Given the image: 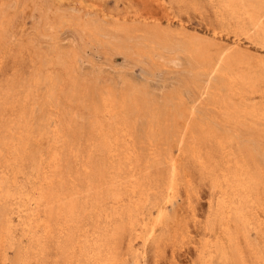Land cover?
<instances>
[{
	"label": "rangeland",
	"instance_id": "374dc122",
	"mask_svg": "<svg viewBox=\"0 0 264 264\" xmlns=\"http://www.w3.org/2000/svg\"><path fill=\"white\" fill-rule=\"evenodd\" d=\"M247 1L0 0V264H264V0Z\"/></svg>",
	"mask_w": 264,
	"mask_h": 264
},
{
	"label": "bare ground",
	"instance_id": "6f19581e",
	"mask_svg": "<svg viewBox=\"0 0 264 264\" xmlns=\"http://www.w3.org/2000/svg\"><path fill=\"white\" fill-rule=\"evenodd\" d=\"M235 1H238V0H235ZM248 1H249V0H248ZM248 1H247V2H248ZM220 2H221V1H220ZM231 2H232V1H231ZM245 2H246V1H245ZM252 2H253V1H252ZM261 2H262V1H261ZM263 2H264V1H263ZM263 2H262V4H263ZM222 3H223V2H222ZM234 3H235V2H234ZM250 3H251V1H250ZM223 4H224V3H223ZM252 4H254V2H253ZM234 5H235V4H234ZM230 6H231V5H230ZM251 6H252V5H251ZM232 7H234V6H232ZM253 7H254V6H253ZM253 7H251V8L253 9ZM249 8H250V5H249ZM251 8H250V10H252ZM254 8H255V7H254ZM220 10H221V9H220ZM247 10H248V8H247L245 11H247ZM261 11L263 12V10H261ZM247 12H250V11H247ZM262 12H260V13H262ZM243 14H244V13H243ZM249 15H251V14H249ZM256 15H257V14H256ZM221 16H222V15H221ZM251 16H253V15H251ZM251 16H250V17H251ZM257 16H259V14H258ZM262 16H263V15H262ZM242 18H243V17H242ZM245 19H247V18L245 17ZM254 19H255V17H254ZM250 20H251V19H250ZM252 21H253V20H252ZM248 22H249V21H248ZM258 24H259V23H258ZM262 26H263V25H262ZM159 34H160V33H159ZM237 36H238V33H237ZM153 37H154V36H153ZM170 44H171V43H170ZM173 46H174V45H173ZM173 46H172V47H173ZM174 47H175V46H174ZM222 48H223V47H222ZM225 49H226V48L224 47V50H225ZM153 51H154V50H153ZM169 51H170V50H169ZM169 51H168V52H169ZM171 51H172V50H171ZM195 51H196V50H195ZM198 51H199V50H198ZM227 51H228V49H227ZM147 52H148V51H147ZM172 52H173V51H172ZM190 53H191V52H190ZM220 54H221V52H220ZM222 54H223V53H222ZM227 55H228V54H227ZM165 56H166V55H165ZM171 56H172V55H170V57H171ZM174 56H176V55H174ZM179 56H180V55H179ZM179 56H178V57H179ZM185 57H186V56H185ZM188 57H189V56H188ZM217 57H218V56H217ZM225 57H226V56H225ZM226 58H227V57H226ZM201 59H202V58H201ZM218 59H219V58H218ZM152 60H153V59H152ZM173 60H174V59H173ZM175 60H176V58H175ZM195 60H197V58H195ZM219 61H220V59H219ZM226 62H227V61H226ZM174 63H175V62H174ZM178 63L180 64V62H178ZM186 63H187V62H186ZM218 63H219V62H218ZM188 64H190V63H188ZM219 65H220V64H219ZM232 70H233V69H232ZM229 71H230V70H229ZM235 71H236V70H235ZM211 73H212V71H211ZM236 73H237V72H236ZM232 74H233V72H232ZM230 77H231V75H230ZM230 77H229V78H230ZM207 78H208V77H207ZM192 79H193V78H192ZM196 79H197V78H196ZM253 79H254V78H253ZM250 81H251V80H250ZM253 81H254V80H253ZM254 82H255V81H254ZM254 82H253V83H254ZM192 83H193V81H192ZM196 83H197V82H196ZM204 92H205V89H204ZM200 93H201V92H200ZM260 95H261V94H260ZM169 96H171V95H169ZM165 99H166V98H165ZM169 99H170V97H169ZM169 99H168V100H169ZM165 101H167V100H165ZM231 110H232V109H231ZM244 110H245V107H244ZM232 111H233V110H232ZM232 111H231V112H232ZM166 112H167V111H166ZM231 112H230V113H231ZM189 113H190V112H189ZM156 115H157V114H156ZM165 115H166V113H165ZM191 115H192V114H191ZM157 116H158V115H157ZM166 116H167V115H166ZM259 117H260V116H259ZM160 118H161V117L159 116V119H160ZM196 118H197V117H196ZM20 119H21V117H20ZM159 119H158V120H159ZM161 119H162V118H161ZM166 119H167V117H166ZM198 119H199V118H198ZM23 120H24V117H23ZM23 120H22V121H23ZM152 120H153V119H152ZM167 120H168V119H167ZM199 120H201V119H199ZM245 120H246V118H245ZM255 120H257V119H255ZM20 121H21V120H20ZM161 121H162V120H161ZM169 121H170V120H169ZM242 121H243V120H242ZM249 121H250V120H249ZM252 121H253V119H252ZM258 121H259V119H258ZM170 122H171V121H170ZM239 122H240V121H239ZM245 122H248V121H245ZM253 122L255 123V121H253ZM261 122H262V121H261ZM25 123H27V122H25ZM29 123H30V121H29ZM171 123H172V122H171ZM171 123H170V124H171ZM200 123H201V122H200ZM242 123H243V122H242ZM250 123H251V121H250ZM263 123H264V122L261 123L262 126L264 125ZM18 124H19V123H18ZM21 124H22V123H21ZM99 124H100V123H99ZM237 124H238V127H239V123H237ZM257 124H259V123L257 122ZM261 124H259V125H261ZM28 125H30V124H28ZM28 125H27V126H28ZM234 125H236V124H234ZM242 125H243V124H242ZM247 125H248V123H247ZM247 125H246V127H247ZM254 125H256V124H254ZM21 126H22V125H21ZM27 126H26V127H27ZM30 126H31V125H30ZM30 126H29V128H30ZM170 126H171V125H170ZM243 126H245V123H244ZM248 126H250V125H248ZM16 127H17V126H16ZM23 127H25V126H23ZM159 127H160V126H159ZM235 127H236V126H235ZM241 127H242V126L240 125V128H241ZM14 128H15V127H14ZM46 128H47V127H46ZM51 128H52V127H51ZM57 128H58V127H57ZM232 128H234V127H232ZM244 128H245V127H244ZM244 128H243V129H244ZM247 128L249 129V127H247ZM11 129H12V128H11ZM20 129H21V128H20ZM20 129H19V130H20ZM23 129H24V128H23ZM32 129H33V128H32ZM37 129H38V128H37ZM158 129H159V128H158ZM236 129H237V128H236ZM245 129H246V128H245ZM245 129H244V130H245ZM24 130H25V129H24ZM45 130H46V129H45ZM163 130H164V129H163ZM241 130H242V128H241ZM249 130H250V129H249ZM257 130H258V129H257ZM13 131L16 132L15 129H13ZM26 131H27V130H26ZM36 131H37V130H36ZM48 131H49V130H48ZM232 131H233V130H232ZM232 131H231V132H232ZM247 131H248V130H246V132L244 131L245 134H247ZM259 131H260V130H259ZM262 131H263V129H262ZM21 132H22V130H21ZM27 132H28V131H27ZM34 132H35V130L33 131V133H34ZM42 132H43V131H42ZM42 132H41V133H42ZM44 132H45V131H44ZM57 132H58V131H57ZM248 132H249V131H248ZM251 132H253V131H251ZM251 132H250V133H251ZM11 133H12V132H11ZM13 133H14V132H13ZM28 133H29V132H28ZM28 133H27L28 136H30V135L33 134V133H32V134L29 135ZM35 133H36V132H35ZM41 133H40V134H41ZM53 133H54V132H53ZM225 133H226V132H225ZM227 133H229V132H227ZM250 133H249V134H250ZM261 133H262V132H261ZM17 134H18V133H17ZM17 134H16V135H17ZM20 134H21V133H20ZM24 134H25V133H24ZM65 134H66V132H65ZM242 134H243V133H242ZM245 134H244V135H245ZM252 134H253V133H252ZM262 134H263V133H262ZM14 135H15V134H14ZM22 135H23V134H22ZM22 135H21V137H22ZM36 135H37V134H36ZM159 135H160V134H159ZM225 135H226V134H225ZM227 135H228V134H227ZM254 135H255V138H257L256 136H257L258 134L256 133V134H254ZM28 136H25V137L27 138ZM40 136H41V135H40ZM66 136H67V135H66ZM160 136H161V135H160ZM249 136H250V135H249ZM258 136H259V135H258ZM31 137H32V136H31ZM35 137H36V136H35ZM35 137H34L33 140H35ZM228 137H229V135H228ZM244 137H245V136H244ZM247 137H248V136H247ZM250 137H251V136H250ZM260 137H261V136H260ZM18 138H20V137H18ZM32 138H33V137H32ZM36 138H37V137H36ZM231 138H232V136H231ZM242 138H243V137H242ZM253 138H254V137H253ZM28 139H30V138H28ZM39 139H41V138L39 137ZM55 139H56V138H55ZM59 139H60V138H59ZM158 139H159V138H158ZM227 139H228V138H227ZM257 139H258V138H257ZM30 140H31V139H30ZM33 140H31V141H33ZM228 140H229V139H228ZM248 140H249V139H248ZM16 141H17V140H16ZM37 141H38V140H37ZM56 141H58V140H56ZM56 141H55V142H56ZM34 142H35V141H34ZM252 142H253V141H252ZM257 142H258V141H257ZM19 143H20V141H19ZM22 143H23V142H22ZM25 143H26V142H25ZM51 143H52V142H51ZM246 143L249 144L248 142H246ZM20 144H21V143H20ZM247 144H246V145H247ZM258 144H259V142H258ZM21 145H22V144H21ZM259 145H260V144H259ZM23 146H25V145H23ZM242 146H243V145H242ZM248 146H249V145H248ZM21 147H22V146H20V148H21ZM236 147H237V146H236ZM256 147H258V145H257ZM18 148H19V146H18ZM23 148H24V147H23ZM28 148H29V147H28ZM243 148H244V147H243ZM245 148H247V146H245ZM248 148H249V147H248ZM250 148H251V147H250ZM29 149H31V148H29ZM252 149H253V147H252ZM262 149H264V148H262ZM21 150H22V148H21ZM234 150H235V149H234V147H233V151H234ZM235 151H236V150H235ZM240 151L243 152L244 150L241 148ZM247 151H250V150H246V149H245V152H246V153H249V152H247ZM254 151H255V150H254ZM263 151H264V150H263ZM0 152H2V151H0ZM6 152H7V150H6ZM11 152H12V151H11ZM25 152H26V151H25ZM53 152H54V151H53ZM192 152H193V151H192ZM237 152H238V151H237ZM251 152H252V151H250V153H251ZM260 152H262V151H260ZM26 153H27V152H26ZM246 153H245V154H246ZM250 153H249V154H250ZM256 153H257V151H256ZM5 154H6V153H5ZM22 154H23V153H22ZM195 154H196V153H195ZM206 154H207V153H206ZM235 154H236V153H235ZM235 154H234V155H235ZM240 154H241V153H240ZM249 154H248V155H249ZM260 154H261V153H260ZM6 155H7V154H6ZM234 155H233V156H234ZM237 155H238V154H237ZM237 155H236V156H237ZM242 155H243V154H242ZM242 155H241V156H242ZM252 155H253V154H252ZM257 155H258V154H257ZM263 155H264V154H263ZM3 157H5V156H3ZM19 157H20V156H19ZM39 157H40V156H39ZM243 157H244V156H243ZM245 157H246V156H245ZM257 157H259V156H257ZM17 158H18V157H17ZM234 158H235V156H234ZM248 158H249V156L247 157V159H248ZM6 159H7V158H5V160H6ZM8 159H9V158H8ZM235 159H236V158H235ZM238 159H239V158H238ZM247 159H245V160H247ZM249 159H250V158H249ZM263 159H264V158H263ZM2 160H4V159H2ZM2 160H1V161H2ZM11 160H13V159H11ZM20 161H21V160H20ZM229 161H230V160H229ZM251 161H253V160H251ZM262 161H263V160H262ZM262 161H261V162H262ZM4 162H5V161H4ZM37 162H38V161H37ZM37 162H36V163H37ZM234 162H236V161L234 160ZM234 162H233V163H234ZM1 163H2V162H1ZM1 163H0V164H1ZM233 163H232V164H233ZM249 163H250V161H249ZM257 163H258V162H257ZM262 163H263V162H262ZM262 163H261V164H262ZM41 164H42V163H41ZM250 164H251V163H250ZM1 165H2V164H1ZM20 165H21V164H20ZM39 165H40V164H39ZM238 165H239V164H237V166H238ZM240 165H241V164H240ZM240 165H239V166H240ZM246 165H247V164H246ZM262 165H264V164H262ZM173 166H174V165H173ZM250 166H251V165H250ZM11 167H12V166H11ZM16 167H18V166L16 165ZM88 167H89V166H88ZM234 167H235V166H233V168H234ZM240 167H241V166H240ZM14 168H15V165H14ZM90 168H91V167H90ZM114 168H115V167H114ZM235 168H236V167H235ZM235 168L233 169L234 172L236 171ZM1 170H2V169H1ZM9 170H10V169H9ZM16 170L19 171L18 168H17ZM16 170L14 171L15 173H16ZM172 170H173V168H172ZM222 170H224V169L222 168ZM230 170H231V169H230ZM260 170H261V169H260ZM213 172H214V171H213ZM224 172H225V171H224ZM231 172H232V171H231ZM237 172H239V171H237ZM237 172H236V173H237ZM114 173H115V171H114ZM16 175H18V174H16ZM21 175H22V174H21ZM100 175H102L101 177L103 178V174L101 173ZM114 175H115V174H114ZM114 175H113V176H114ZM120 175H122V174H120ZM150 175H151V174H150ZM152 175H153V173H152ZM215 175H216V174H215ZM28 176H29V175H28ZM113 176H111V178H114ZM17 177H18V176H17ZM99 177H100V176H99ZM99 177H98V179H99ZM121 177H123V176H121ZM237 177H238V176H237ZM102 178H101V179H102ZM123 178H124V177H123ZM214 178H215V177H214ZM222 178H223V177H221V179H222ZM33 179H34V178H33ZM119 179H120V178H119ZM124 179H125V178H124ZM141 179H142V178H141ZM225 179H226V178H225ZM48 180H49V179H48ZM99 180H100V179H99ZM109 180H110V179H109ZM111 180H113V179H111ZM116 180H117V179H116ZM121 180H123V179H121ZM121 180H120V181H121ZM137 180H138V179H137ZM142 180H143V179H142ZM148 180H149V179H148ZM27 181H28V180H27ZM118 181H119V180H118ZM127 181H129V180H127ZM138 181H140V180H138ZM213 181H214V180H213ZM227 181H228V180H226V182H227ZM49 182H50V181H49ZM103 182H104V181H103ZM105 182H106V181H105ZM105 182H104V183H105ZM109 182H110V181H109ZM123 182H125V181L123 180ZM130 182H131V181H130ZM134 182L136 183V181H134ZM228 182H229V181H228ZM46 183H48V182H46ZM98 183H99V182H98ZM117 183H118V182H117ZM132 183H133V182H132ZM140 183H141V182H139V185H138V186L145 184V183H143V182H142L143 184H140ZM219 183H220V182H219ZM101 184H103V183L101 182ZM137 184H138V183H137ZM170 184H171V183H170ZM172 184H173V183H172ZM131 185H132V184H131ZM225 185L227 186V184H225ZM31 186H32V185H31ZM132 186H133V185H132ZM135 186H137V185H135ZM138 186H137V187H138ZM146 186H147V185H146ZM32 188H33V187H32ZM32 188H31V189H32ZM134 188H135V187H134ZM260 188H261V186H260ZM136 189H137V188H136ZM224 189H225V188H224ZM229 189H230V188H229ZM6 190H7V189H6ZM37 190H38V189H37ZM47 190H48V189H47ZM130 190H131V189H130ZM138 190H140V189H138ZM7 191H8V190H7ZM127 191H128V190H127ZM133 191H135V190H133ZM19 192H20V191H19ZM135 192H136V191H135ZM125 193H126V192H125ZM137 193H138V191H137ZM10 194H11V193H10ZM10 194H8V195H10ZM133 194H135V193H133ZM138 194H139V193H138ZM129 195H130V194H129ZM135 195H136V194H135ZM139 195H140V194H139ZM142 195H143V194H142ZM13 196H14V194H13ZM23 196H24V195H23ZM25 196H26V195H25ZM28 196H29V195H28ZM117 196H118V195H117ZM131 196H132V195H131ZM131 196H130V197H131ZM3 197H4V196H3ZM126 197H128V195H126L125 198H126ZM130 197H129V198H130ZM138 197H139V196H138ZM21 198H22V197H21ZM29 198H30V196H29ZM29 198H28V199H29ZM32 198H33V197H32ZM115 198H116V197H115ZM131 198H132V197H131ZM141 198H142V196H141ZM139 199H140V198H139ZM12 200H13V199H12ZM31 200H32V199H31ZM132 200H133V199H132ZM121 201L123 202V199H121ZM130 201H131V200H130ZM32 202H33V201H32ZM32 202H31V203H32ZM134 202H135V201H134ZM137 202H138V201H137ZM18 204H19V203H18ZM73 204H74V203H71V202H69L68 204L65 203V202H62V203H60V205H59V210H58V212H57V215H61V214H63L62 212H65V213L68 212V213H69V220H68V218H67V220H68L67 222H66L65 220H63V222H64V227H63L62 229H60V232L63 231V230H66V232H67V237H66V240H65L66 243L64 244V247L62 248V249H64V251H65V255H64L65 259L70 258V253H71V251H73V250H71V249L73 248V246H71V243H72L71 240L73 239L72 236H74V235H72L71 233H74V232H76V231H78V230L81 229V228L78 226L79 224H78V225L76 224V221H77V220H76L75 218H73L72 214H70V213L72 212V210H73ZM31 205H32V204H31ZM219 205H220V204H219ZM15 206L17 207V204H16ZM220 206H221V205H220ZM20 207H21V206H20ZM220 208H221V207H220ZM225 209H226V208H225ZM29 210H30V209H29ZM29 210H28V211H29ZM160 210H161V209H160ZM160 210H159V211H160ZM35 211H36V209H35ZM30 212H31V211H30ZM36 212H37V211H36ZM226 213H228V212H226ZM238 213H239V212H238ZM36 214H37V213H36ZM114 214H115V213H114ZM230 214H231V213H230ZM50 215H51V214H50ZM70 215H71L72 217H71ZM158 215H159V216H157V217H161V218H162L163 215H164V214H163V211H160V212L158 213ZM225 215H226V214H225ZM228 215H229V214H228ZM26 216H27V214H26ZM33 216H34V215H33ZM42 217H43V216H42ZM42 217H40V218H42ZM25 219H26V218H25ZM28 220H29V219H28ZM21 221H22V220H21ZM42 221H43V220H42ZM39 222H40V221H39ZM44 222H45V221H44ZM5 223H7V222H5ZM34 223H35V222H34ZM37 223H38V222H37ZM66 223H67V224H66ZM224 223H225V222H224ZM7 224H8V223H7ZM35 224H36V223H35ZM8 225H9V224H8ZM37 225H38V224H37ZM65 225H66V226H65ZM220 225H222V224H220ZM29 226H30V225H29ZM4 227H6V226H4ZM225 227H226V226H225ZM116 230H117V229H116ZM119 230H120V229H119ZM51 231L53 232L51 225L48 224L47 222H45L44 225H43V233H44V237H45V236L48 237V236H49V232L51 233ZM117 231H118V230H117ZM30 232H31V231H30ZM66 232H65V233H66ZM1 234H2V233H1ZM7 234H8V233H7ZM2 235H4V234H2ZM75 236H76V235H75ZM112 236H113V234H112ZM4 239H5V238H4ZM1 240H2V239H1ZM38 241H39V240H38ZM35 242H36V241H35ZM231 242H232V241H231ZM114 243H115V242H114ZM38 244L40 245V243H38ZM31 248H32V247H31ZM31 248H30V249H31ZM36 248H38V247H35V250L37 251ZM70 248H71V249H70ZM32 249H33V248H32ZM33 250H34V249H33ZM70 250H71V251H70ZM217 250H218V249H217ZM58 252H59V251H58ZM57 254H58V253H57ZM60 254H61V251H60ZM107 254H108V253H107ZM107 254H106V255H107ZM200 254H202V253H200ZM229 254H230V253H229ZM209 256H210V255H209ZM196 258H197V257H196ZM203 259H204V258H203ZM103 260H104V259H103ZM107 260H108V259H107ZM112 260H114V259H112ZM71 261H72V260H71ZM3 262H4V261H3ZM20 262H22V260H21ZM23 262H24V261H23ZM108 262H109V261H108ZM194 262H195V261H194ZM14 263H15V262H14ZM109 263H110V262H109ZM111 263H112V262H111ZM2 264H3V263H2ZM95 264H96V263H95ZM198 264H199V263H198ZM203 264H204V262H203Z\"/></svg>",
	"mask_w": 264,
	"mask_h": 264
}]
</instances>
